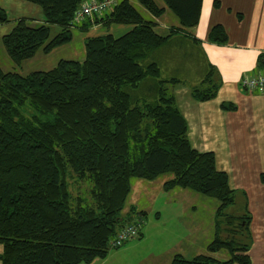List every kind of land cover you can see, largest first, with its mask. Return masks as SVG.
Returning <instances> with one entry per match:
<instances>
[{
    "label": "trees",
    "instance_id": "16d2710c",
    "mask_svg": "<svg viewBox=\"0 0 264 264\" xmlns=\"http://www.w3.org/2000/svg\"><path fill=\"white\" fill-rule=\"evenodd\" d=\"M25 1L42 8L44 22L35 26L20 18L2 36L17 64L39 50L49 53L68 44L73 28L87 30L89 19L107 29L84 38L82 60L62 59L50 70L28 75L0 68L1 263L81 264L107 257L119 229L140 220L142 231L145 211L132 207L122 213L132 179L169 174L164 190L182 188L219 201L208 253L191 259L176 254L171 264H250L240 235L251 216L227 211L237 191L227 172L218 169L215 153L192 145L173 92L196 77L200 81L190 87L191 97L201 102L214 98L220 86L191 32L203 0H163L164 6L138 0L141 9L130 0H111L102 13L78 21L77 11L90 0ZM166 10L178 24L162 31L155 18ZM8 21L0 7V24ZM53 25L60 27L54 36ZM112 25L129 28L116 35ZM209 40L224 44L226 29L214 26ZM222 108L235 105L222 103ZM83 181L90 186L87 194H75L73 186ZM222 250L229 253L225 260L215 256Z\"/></svg>",
    "mask_w": 264,
    "mask_h": 264
},
{
    "label": "crops",
    "instance_id": "0c3cea01",
    "mask_svg": "<svg viewBox=\"0 0 264 264\" xmlns=\"http://www.w3.org/2000/svg\"><path fill=\"white\" fill-rule=\"evenodd\" d=\"M119 1L121 0H115ZM130 1L139 9L142 8L138 0ZM156 1L160 6H164L163 0ZM155 19L162 31L178 24L177 18L170 10ZM89 20L91 22L88 21V29L81 30L86 32L87 36L95 35L89 34L90 32L97 33V30L107 29L101 21L97 22L94 18ZM216 25H222L227 31L228 40L224 44L209 40V33ZM128 28V25L109 27L112 32H124ZM191 32L200 40L208 61L215 67L220 86L214 98L201 102L191 97L190 87L200 81L196 77L195 81L180 82L174 86L173 92L188 121L192 145L201 152L215 153L218 169L227 172L231 188L239 193L238 202L241 203L242 212H233L235 215H242L248 211L251 216L248 230L240 235V239L248 245L250 264H264V94L243 90L240 85L244 76L264 75V0H203L199 23L191 28ZM222 103H231L235 108L223 109ZM178 190L173 193L174 198L167 199L168 203L173 204L170 211L178 214L176 205L179 200H184L187 202L184 210L195 212L196 197L191 195L190 190ZM146 191L149 193L148 189ZM132 207L146 212L138 208L136 202L130 205L127 211ZM160 213L158 211L157 216H160ZM193 216L196 219L189 217L185 222L186 228L178 229L180 224L162 235L165 247H154L144 252L139 250L136 256L138 261L134 264H171L176 254H182L188 259L202 254V219L200 216ZM176 223L179 224V220ZM207 225L212 228L216 224L208 222ZM175 235L180 236L172 240ZM144 236L143 224L138 238ZM208 244L209 242H206V251ZM139 247L142 246H126L115 253V258L131 257ZM111 251L105 258L81 264H106ZM117 254L124 255L118 257Z\"/></svg>",
    "mask_w": 264,
    "mask_h": 264
},
{
    "label": "rangeland",
    "instance_id": "374dc122",
    "mask_svg": "<svg viewBox=\"0 0 264 264\" xmlns=\"http://www.w3.org/2000/svg\"><path fill=\"white\" fill-rule=\"evenodd\" d=\"M0 7H3L8 13L9 21L4 24H0V68L9 72H17L22 75H28L34 71L40 70H50L62 59H74V60H82L85 57V43L84 38L88 34L86 32H81L78 28H73V39L66 45L59 46L49 53H44L43 50H39L33 58L25 60L21 64H17L14 62L7 54L3 44H2V36L8 32H10L16 22L20 18H27L29 24L38 26L44 22V14L42 8L39 5L33 4L31 2L25 0H0ZM145 15L146 13L143 12ZM60 27L58 25L52 26V36H54ZM98 34L102 31V29L97 30ZM116 32V31H115ZM120 32V31H117ZM96 32H90L89 34H97ZM124 32L116 33V35H122ZM84 37V38H83ZM170 175H162L155 180H145V179H132V190L125 204V208L123 210V214L127 211L128 207L136 202L138 208H142L146 210V218L144 224V233L145 236L143 238H134L129 240L122 246L111 248V256L106 262V264H134L138 261L137 255L139 254V250L144 252L147 249H152L154 247H165L166 244L162 240V236L164 233L168 232L172 227L179 226L178 229H183L185 227V222L188 221V218L194 219L193 215L196 217L200 216L202 219V252L208 253L205 249L206 242H210L214 239L216 234V209L219 205V201L211 198L209 196L199 194L191 191V195L196 197L195 203L197 209L195 212L192 210L185 211L184 208L187 204L184 200H179L176 207H178L179 213L175 215L174 212L170 211V206L173 204L168 203V197L174 198L173 193L179 191V188H175L174 190L166 191L163 189V182L169 178ZM89 184L87 182L78 183L75 187L73 186L75 194H87L89 190ZM149 190V193L146 191ZM85 194V195H86ZM170 194V196H169ZM239 193L236 194L235 203L227 209L228 212L234 213L235 211L242 212L241 203L238 202ZM175 203V202H172ZM236 209V210H235ZM238 209V210H237ZM234 210V212H233ZM160 211V216H157V212ZM235 214V213H234ZM196 219V218H195ZM179 220V224L176 221ZM185 220V221H184ZM208 222H213L215 226L212 228L208 227ZM224 223V222H223ZM222 223V224H223ZM223 229L225 224L222 225ZM221 226V227H222ZM186 228V227H185ZM163 229V230H162ZM224 231V230H223ZM225 236V233L222 232ZM180 236V235H179ZM178 236V237H179ZM177 237L172 236V240H175ZM177 237V238H178ZM199 238V239H200ZM131 244L141 245L139 249L135 250L131 257L125 258H115V253L123 250L124 247L129 246ZM118 257L123 256L124 254H117ZM217 257L221 260H225L229 257V253L226 250L220 251L217 254ZM101 259V258H96ZM95 259V260H96ZM91 263V262H90Z\"/></svg>",
    "mask_w": 264,
    "mask_h": 264
},
{
    "label": "built area",
    "instance_id": "2783aa9c",
    "mask_svg": "<svg viewBox=\"0 0 264 264\" xmlns=\"http://www.w3.org/2000/svg\"><path fill=\"white\" fill-rule=\"evenodd\" d=\"M111 0H90L84 2L75 15V20L83 19L87 16L100 14L104 10L111 7ZM241 88L250 92H257L264 94V75L244 76L240 81ZM142 222L140 220L133 221L126 224L123 228L119 229L110 242L113 248L122 246L129 240L139 237Z\"/></svg>",
    "mask_w": 264,
    "mask_h": 264
}]
</instances>
